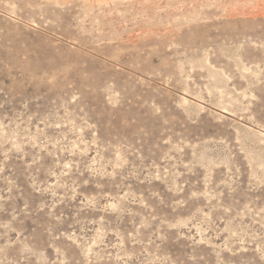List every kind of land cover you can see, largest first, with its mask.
Wrapping results in <instances>:
<instances>
[{
  "label": "rangeland",
  "instance_id": "rangeland-1",
  "mask_svg": "<svg viewBox=\"0 0 264 264\" xmlns=\"http://www.w3.org/2000/svg\"><path fill=\"white\" fill-rule=\"evenodd\" d=\"M0 264H264V0H0Z\"/></svg>",
  "mask_w": 264,
  "mask_h": 264
}]
</instances>
